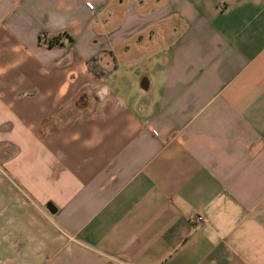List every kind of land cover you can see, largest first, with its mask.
Returning a JSON list of instances; mask_svg holds the SVG:
<instances>
[{
	"label": "crops",
	"instance_id": "0c3cea01",
	"mask_svg": "<svg viewBox=\"0 0 264 264\" xmlns=\"http://www.w3.org/2000/svg\"><path fill=\"white\" fill-rule=\"evenodd\" d=\"M0 217V264H264V0H0Z\"/></svg>",
	"mask_w": 264,
	"mask_h": 264
},
{
	"label": "trees",
	"instance_id": "16d2710c",
	"mask_svg": "<svg viewBox=\"0 0 264 264\" xmlns=\"http://www.w3.org/2000/svg\"><path fill=\"white\" fill-rule=\"evenodd\" d=\"M51 42H53V41H51ZM57 42H59V41L57 40ZM89 68L92 70V72H94V74H96L98 76H105L107 74V72L105 70H103L102 68H100L99 65L95 61L90 63Z\"/></svg>",
	"mask_w": 264,
	"mask_h": 264
},
{
	"label": "built area",
	"instance_id": "2783aa9c",
	"mask_svg": "<svg viewBox=\"0 0 264 264\" xmlns=\"http://www.w3.org/2000/svg\"><path fill=\"white\" fill-rule=\"evenodd\" d=\"M195 221H196V222H200V221H202V216H197V217L195 218Z\"/></svg>",
	"mask_w": 264,
	"mask_h": 264
},
{
	"label": "water",
	"instance_id": "95a60500",
	"mask_svg": "<svg viewBox=\"0 0 264 264\" xmlns=\"http://www.w3.org/2000/svg\"><path fill=\"white\" fill-rule=\"evenodd\" d=\"M46 206H47V208H48V209H49L51 212H54V211H53V210H54V208H53V209H51V206H52V205H51V203H48Z\"/></svg>",
	"mask_w": 264,
	"mask_h": 264
},
{
	"label": "rangeland",
	"instance_id": "374dc122",
	"mask_svg": "<svg viewBox=\"0 0 264 264\" xmlns=\"http://www.w3.org/2000/svg\"><path fill=\"white\" fill-rule=\"evenodd\" d=\"M3 219V217H0V220H2Z\"/></svg>",
	"mask_w": 264,
	"mask_h": 264
}]
</instances>
